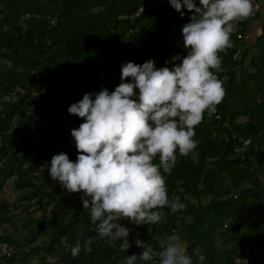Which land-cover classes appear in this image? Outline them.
Here are the masks:
<instances>
[{"label": "trees", "instance_id": "trees-1", "mask_svg": "<svg viewBox=\"0 0 264 264\" xmlns=\"http://www.w3.org/2000/svg\"><path fill=\"white\" fill-rule=\"evenodd\" d=\"M183 11L181 17L168 0H0V192L10 179L15 191H26L16 203L0 198V226L14 227V216L31 205L42 211L20 224L26 233L0 234V242L14 249L6 264H27L34 256L40 260L36 264H125L126 256L143 251L137 240L151 245L158 257L173 232L192 264H264V22L256 38L244 44L257 15L237 21L241 38L231 34L233 46L218 53L222 70L210 69L224 96L217 111H205L194 127L197 148L187 157L177 149L170 175L160 169L169 198L179 195L186 208L175 214L167 206L153 209L166 222L152 225L150 232L147 224L122 219L131 229L126 252L120 241L109 246L97 240L90 253L81 248L77 257L71 255L78 239L83 244L95 235V226L80 194L62 189L47 170L61 151L72 161L77 158L71 129L84 118L67 109L87 92L114 90L123 62L153 59L157 68L171 67L165 60L186 55L181 26L191 13ZM22 14L33 17L16 23ZM52 104L59 109L49 113ZM38 116L46 122L40 124ZM56 117L73 127H52ZM230 134L249 140L243 152L235 153ZM153 163H160L159 156Z\"/></svg>", "mask_w": 264, "mask_h": 264}, {"label": "clouds", "instance_id": "clouds-1", "mask_svg": "<svg viewBox=\"0 0 264 264\" xmlns=\"http://www.w3.org/2000/svg\"><path fill=\"white\" fill-rule=\"evenodd\" d=\"M170 6L189 22L181 26L186 55L174 54L165 60L171 67L157 68L153 59L143 64L132 61L120 65V83L109 91L87 92L67 111L84 118L71 129L77 158L70 160L61 151L47 164L51 179L69 194H80L83 210L95 226V235L78 239L71 248L75 258L81 248L86 253L97 240L109 246L120 241L126 252L134 225L166 222L159 211L167 206L172 214L184 210L179 195L169 198L165 175H170L180 156L197 148L194 127L205 111L215 113L224 96L222 83L210 69H221L218 53L231 48L233 22L252 14L251 0H168ZM130 78V79H128ZM178 118V119H177ZM159 156L160 163L153 160ZM186 199V197H185ZM143 251L125 257V264H192L177 233L166 237L157 254L151 245L136 241Z\"/></svg>", "mask_w": 264, "mask_h": 264}, {"label": "rangeland", "instance_id": "rangeland-1", "mask_svg": "<svg viewBox=\"0 0 264 264\" xmlns=\"http://www.w3.org/2000/svg\"><path fill=\"white\" fill-rule=\"evenodd\" d=\"M260 24H261V21L259 20L257 22V26L250 23L248 26H247V35H246V38H245V42L244 44H250L255 38L256 36L258 35V31H259V28H260ZM244 47V45H243ZM242 48L238 49V51L240 52ZM248 60V56H247V59ZM5 100L7 101H13L14 100V97L12 96H6L5 97ZM59 109V106L57 104H52L51 107H50V110H49V113L53 112V111H56ZM51 111V112H50ZM66 118V115H63L61 117V119H65ZM37 121L40 122V124H43L46 122L45 119H43L42 117L38 116L37 118ZM59 117H56L55 119H52L50 122H51V125L52 127H57L58 129H62V130H66L68 128H72L73 125L70 121H66V123L64 125H61L59 123ZM242 121V119H239L238 122ZM26 191H21V192H17L13 189V180L10 179L8 181H6L5 185L2 187L1 189V192H0V198H2V200L6 203V204H10V203H16L17 202V199L20 198V196H22L23 194H25ZM208 202V199L205 198L203 199L202 203L203 204H206ZM25 203H22V205H24ZM36 206L34 205H31L29 207V209L27 211H25L24 209L21 210V213H17V215L14 216V219H13V224H14V227H11L9 225H2L0 226V234H5V233H13L14 235H19L20 233H26L25 230H22L21 229V225L22 223L24 222V219L27 218V217H38V216H41L42 214V211H37L35 210ZM48 210L46 209V211L44 212L45 213V216L48 215ZM16 214V212L14 213ZM21 224V225H20ZM39 242H41V239L39 238L33 245H38ZM45 260L47 262H51L52 259L50 257L48 258H45ZM40 260L38 259L37 256H34L33 258H29L26 263L27 264H36V263H39Z\"/></svg>", "mask_w": 264, "mask_h": 264}, {"label": "built area", "instance_id": "built-area-1", "mask_svg": "<svg viewBox=\"0 0 264 264\" xmlns=\"http://www.w3.org/2000/svg\"><path fill=\"white\" fill-rule=\"evenodd\" d=\"M252 14L249 16L250 18H254L255 14L259 11L260 9V4L258 2H253L252 3ZM33 17V14H22L18 17L16 23L20 24L29 18ZM235 25V31L232 34H235L236 38L240 39L241 36L239 34V31L242 30V25L238 24L237 21L233 22ZM240 52L238 49L233 53L232 59L236 60L237 57L239 56ZM220 135L214 133L212 134V137H219ZM226 139V138H225ZM229 141L233 142L234 147H235V153L239 154L244 151V148H246L249 145V140L248 139H243L239 140L234 134H230L229 136ZM240 142L239 144H237ZM237 144V145H236ZM137 246V243L135 244ZM14 254V249L11 247L9 244L0 242V264H6V260L9 259L12 255Z\"/></svg>", "mask_w": 264, "mask_h": 264}, {"label": "crops", "instance_id": "crops-1", "mask_svg": "<svg viewBox=\"0 0 264 264\" xmlns=\"http://www.w3.org/2000/svg\"><path fill=\"white\" fill-rule=\"evenodd\" d=\"M258 2L260 4V9L259 11L255 14V16L257 15V18L252 20L250 23H252L253 25L255 24L257 26V22L260 20L261 21V24L260 26L263 24L264 22V0H251V4L253 2ZM254 25V27H255ZM260 30V29H259ZM259 33V31L257 32Z\"/></svg>", "mask_w": 264, "mask_h": 264}]
</instances>
